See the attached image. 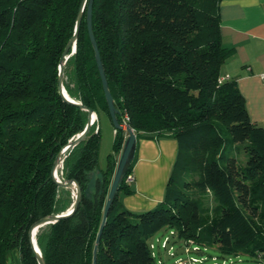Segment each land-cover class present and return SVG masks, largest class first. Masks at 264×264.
Listing matches in <instances>:
<instances>
[{"label":"trees","instance_id":"trees-1","mask_svg":"<svg viewBox=\"0 0 264 264\" xmlns=\"http://www.w3.org/2000/svg\"><path fill=\"white\" fill-rule=\"evenodd\" d=\"M81 0H0V264L16 249L21 264H38L31 225L71 208L74 196L50 172L59 150L85 127L87 111L58 93V64L74 33ZM220 0H92V33L118 110L128 114L135 150L100 232L95 264H157L150 243L162 228L174 242L245 264L264 260V129L250 120L232 78L220 67L231 54L220 44ZM66 93L97 119L62 161L61 180L82 191L68 216L39 227L45 264H93L105 199L125 142L114 128L106 166H97L104 114L111 122L86 7L76 48L63 65ZM141 132L176 141L162 200L131 211L118 199L132 192ZM204 249V250H203ZM242 257V258H240Z\"/></svg>","mask_w":264,"mask_h":264},{"label":"crops","instance_id":"crops-1","mask_svg":"<svg viewBox=\"0 0 264 264\" xmlns=\"http://www.w3.org/2000/svg\"><path fill=\"white\" fill-rule=\"evenodd\" d=\"M219 19L220 44L232 50L221 64V78L235 80L250 120L264 129V0H220ZM140 134L131 172L134 180L129 183L132 192L118 195L120 204L131 211L150 209L162 200L177 150L176 141L171 137H157L150 132ZM174 245L177 249L174 256L165 253L173 257L171 263L165 262L156 250L161 264L187 259L185 247L198 244L187 239ZM234 261L231 264H243L239 258ZM6 264H21L16 249L9 253ZM255 264H264V260Z\"/></svg>","mask_w":264,"mask_h":264},{"label":"water","instance_id":"water-1","mask_svg":"<svg viewBox=\"0 0 264 264\" xmlns=\"http://www.w3.org/2000/svg\"><path fill=\"white\" fill-rule=\"evenodd\" d=\"M91 6H92V0H81L79 11H78L77 16H76L74 33L69 38V40L67 41V43H66V45L62 51V54H61L60 60H59V64H58V75H57V89H58L59 95L66 102L71 103V104L79 107L80 109L87 111V121H86L85 127L83 128V130L79 134H77L64 147H62L59 150V152L55 156V159H54L52 167H51V172H50L52 179L54 180V182L58 186L64 187V188H68L71 186L74 187V189H75L74 202H73L71 208H69L67 211H65L63 213H59V214H52V215L44 216V217L36 220L31 225V227L29 229V240H30L31 247L34 251V255H35V258H36L38 264H45V262H44L43 256H42L39 248L37 247L36 241H35V233H36L37 229L39 227L45 225V224L53 223L62 217L70 215L79 205L81 194H82L81 188L75 180H61V179H59V177L56 175L57 168H58V166H62V161L64 160L68 151L85 138L87 132L89 131L93 122L96 120V116H97L93 110L84 106L80 101L75 100L73 98H70V96L66 93L64 86H63V65H64L66 59L72 53L75 52L77 32H78V28H79V25L81 22L82 13H83V10L85 7H86L87 32H88L89 40H90V42L93 46V49H94L95 62H96V66H97V69L99 72V76H100V80H101V86H102L103 94H104L105 101H106V104L108 107V111H109V115H110V119H111V124L115 129L121 128V126L118 122L117 116H116L118 113V110L116 109V107L114 105L113 97L111 95L107 79L105 77L103 65H102V62L100 60V56L98 53L96 42H95V39H94V36L92 33ZM126 133H127V136H126L125 142L123 144V148L121 150L120 156L118 158V162L116 164V168H115V171H114V174L112 177V181H111V184H110V187H109L106 199H105L103 212H102V219H101L98 235H97V238H96L95 243H94L93 264H95V262H96V248H97L98 240L100 237V232L103 228L106 217L110 211L111 202L115 196V193L117 192L118 184L123 179V176L126 172L128 162H129V160H130V158H131V156L135 150L136 136H135L134 130L128 126V127H126Z\"/></svg>","mask_w":264,"mask_h":264},{"label":"built area","instance_id":"built-area-1","mask_svg":"<svg viewBox=\"0 0 264 264\" xmlns=\"http://www.w3.org/2000/svg\"><path fill=\"white\" fill-rule=\"evenodd\" d=\"M227 78V77H224ZM223 79V78H221ZM128 114L124 111L122 114L121 122L119 123L121 128L126 132V127H128ZM134 180L131 173L125 176V183H132ZM176 239L175 232L169 230L168 234L162 237H157L154 241L150 243V248L152 250V255L156 258V263L161 264V260L156 257L157 248H161L169 256H174L176 254V247L173 243V240ZM204 250V249H203ZM192 251L196 252L198 256H188L187 259L178 258L175 261V264H231L233 263L231 258L227 259H218L216 256L205 255L204 252H201V247L199 245H188L185 247V253H191Z\"/></svg>","mask_w":264,"mask_h":264},{"label":"rangeland","instance_id":"rangeland-1","mask_svg":"<svg viewBox=\"0 0 264 264\" xmlns=\"http://www.w3.org/2000/svg\"><path fill=\"white\" fill-rule=\"evenodd\" d=\"M63 79H64V76H63ZM97 122L100 126L101 138H100V144L98 148L97 166L91 173L93 180L95 176L99 174L100 170L105 168L106 160H107L106 157H107V154L110 153L111 151L112 142H113V126L111 122L109 121L108 117L102 114L99 116V119L97 120ZM60 170H61V166L58 169V175H60ZM68 189L70 190L71 195L74 196V193H75L74 187L71 186V187H68ZM168 232H169L168 229L162 228L161 230L157 232V234L153 237L152 240H155L157 237L165 236L168 234ZM157 250L159 251L161 257L162 258L164 257L165 262L167 263L173 262V257H168L167 255H165V251L163 249L158 247ZM187 255L188 256L189 255L198 256V254L194 251H192L191 253H188ZM205 255L216 256L218 255V251L214 247H210L207 249Z\"/></svg>","mask_w":264,"mask_h":264},{"label":"bare ground","instance_id":"bare-ground-1","mask_svg":"<svg viewBox=\"0 0 264 264\" xmlns=\"http://www.w3.org/2000/svg\"><path fill=\"white\" fill-rule=\"evenodd\" d=\"M59 167H60V166H58V168H57V172H56V175H57V176H58V169H59ZM73 192H74V191H73Z\"/></svg>","mask_w":264,"mask_h":264}]
</instances>
